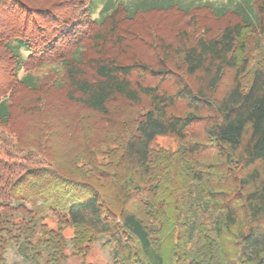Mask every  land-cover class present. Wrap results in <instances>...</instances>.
<instances>
[{
	"label": "trees",
	"instance_id": "obj_1",
	"mask_svg": "<svg viewBox=\"0 0 264 264\" xmlns=\"http://www.w3.org/2000/svg\"><path fill=\"white\" fill-rule=\"evenodd\" d=\"M90 3L0 0V264H264V0Z\"/></svg>",
	"mask_w": 264,
	"mask_h": 264
},
{
	"label": "rangeland",
	"instance_id": "obj_2",
	"mask_svg": "<svg viewBox=\"0 0 264 264\" xmlns=\"http://www.w3.org/2000/svg\"><path fill=\"white\" fill-rule=\"evenodd\" d=\"M254 0H91L90 10L92 17L96 20L101 19L105 14L104 10H112L119 3L126 4L130 7L147 4V6L161 2L165 4L176 3L183 7L189 8L205 3H212L217 7H234L236 5L251 6ZM157 4V3H156ZM159 143L164 146L174 145L170 139L160 138ZM56 226L55 222L50 224L51 228ZM73 232L67 230L65 232L68 243V262L69 264H114L113 248L106 246L107 239H99L97 242L87 245L88 250L86 255L76 253L71 244V237ZM7 264H35L25 256L20 249L12 246L6 253Z\"/></svg>",
	"mask_w": 264,
	"mask_h": 264
}]
</instances>
